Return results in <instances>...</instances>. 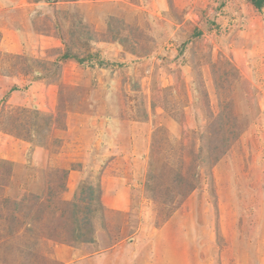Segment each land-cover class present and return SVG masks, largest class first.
<instances>
[{
	"label": "rangeland",
	"instance_id": "obj_1",
	"mask_svg": "<svg viewBox=\"0 0 264 264\" xmlns=\"http://www.w3.org/2000/svg\"><path fill=\"white\" fill-rule=\"evenodd\" d=\"M61 1L0 0V264H264V8Z\"/></svg>",
	"mask_w": 264,
	"mask_h": 264
},
{
	"label": "crops",
	"instance_id": "obj_2",
	"mask_svg": "<svg viewBox=\"0 0 264 264\" xmlns=\"http://www.w3.org/2000/svg\"><path fill=\"white\" fill-rule=\"evenodd\" d=\"M112 4H119L118 3V1H115V0H112V1H110ZM82 2H81V0H64L63 1V3H62V1L61 2H59L58 3V5L60 4V5H62L63 6V8H65L66 6H67V8H69V10H71L72 12H74L75 11V9H82V5L83 4H81ZM107 3V2H106ZM104 1L103 2H97V3H94V5H95V10L96 11H98L99 12V10L100 9H104L105 7H104V5L106 4ZM107 7V6H106ZM103 12V11H102ZM102 12H100V14H102ZM84 13H86L85 14V17H84V22H86V23H88V24H92L93 26H94V29H95V31L94 32H97V33H103V32H106V29H107V25H106V23H105V21H103L105 18H103V17H101V19L102 20H100L99 19V13H98V15H96L95 13H92V14H87V12H86V10H85V12ZM93 14H95V15H93ZM117 14L118 13H116L115 11L114 12H112V13H109V16H112V17H117ZM102 16V15H101ZM106 16H108V14H106ZM22 33L23 34H25V32L24 31H22ZM23 36V35H22ZM35 36H36V39H35V41H36V43H37V46L39 47V45H40V39L43 37H46V36H40V35H38V34H35ZM57 39V38H56ZM54 41L57 43V41H60L59 39H57V40H55L54 39ZM44 41H43V39H42V41H41V44H42V49H43V47L44 46H46V45H44V43H43ZM55 43V44H56ZM3 44V43H2ZM102 45H109V44H103V42H97V47L98 48H102L101 46ZM113 45H115V44H113ZM116 45L118 46V44L116 43ZM26 51V48L24 49V51H23V49H18V50H16L15 52H17V53H20V52H25ZM39 51V50H38ZM104 54H106L108 57L106 58L108 61H110L111 63L114 61L113 59H112V56L111 55H109L110 53H106V52H102V59L101 60H103V58H105L104 56ZM63 64V70H65V68H67V66H73L75 63H76V61L75 60H66L65 62H62ZM112 114H114L113 112L109 115L110 117H111V119H114V117L112 116ZM121 194H123V192L121 193ZM121 197H122V195H121ZM122 199V198H121ZM116 200H120V199H116ZM127 203H128V201H127ZM121 210H125V208H121ZM167 226L168 225H165L163 228H161V230H165L166 228H167ZM169 227V226H168ZM142 229L140 228L138 231H137V233L135 234V238H136V240L137 239H140L141 237H142V235L141 234H143L142 233V231H144V230H142ZM160 229H157V232L159 231ZM196 230V229H195ZM200 231H201V228H200ZM195 236V240H197V237L199 238V240L201 239H203V237H204V235H200V234H198V236L197 235H194ZM133 238L134 237H130V239L131 240H133ZM182 239H184L183 237H182ZM134 244H136V242H134ZM92 245H94V243H88V244H86L85 246H88L87 248H89V247H91ZM85 249V248H84ZM99 253V252H98ZM98 253H95L94 254V256L97 258V256H98ZM95 257H93V258H95ZM89 258V257H88ZM93 258H89L88 260H93Z\"/></svg>",
	"mask_w": 264,
	"mask_h": 264
},
{
	"label": "trees",
	"instance_id": "obj_3",
	"mask_svg": "<svg viewBox=\"0 0 264 264\" xmlns=\"http://www.w3.org/2000/svg\"><path fill=\"white\" fill-rule=\"evenodd\" d=\"M248 2H250L251 4H252V6L253 7H255L257 10H262L263 8H264V0H248ZM111 18H115V17H111ZM90 39H92V35H91V38ZM0 40H1V36H0ZM17 56V55H16ZM22 56H20V58H21ZM75 60V61H77L78 63H83V62H85L86 60H78L77 59V57L76 56H74L69 50L68 51H66L63 55H62V57H61V59H60V61H58L57 63H54L55 64V66L56 65H60V64H62V62H64V61H66V60ZM28 61H29V59H28ZM33 62L34 63H39L40 65H46V61H44L43 62V60L41 61V59L39 60V59H33ZM48 62H50V61H48ZM50 65H51V63H49ZM53 64V65H54ZM58 69V71L60 70V67L59 68H57ZM34 112H37V111H34ZM203 138L204 139H206V138H208V133H206V134H204V136H203ZM219 158V157H218ZM217 158V159H218ZM84 236V235H83ZM82 242L83 243H93L94 242V239H93V237L92 238H83L82 239Z\"/></svg>",
	"mask_w": 264,
	"mask_h": 264
}]
</instances>
